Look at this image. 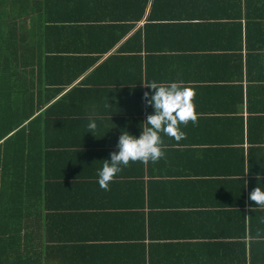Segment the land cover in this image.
<instances>
[{
  "label": "crops",
  "instance_id": "obj_1",
  "mask_svg": "<svg viewBox=\"0 0 264 264\" xmlns=\"http://www.w3.org/2000/svg\"><path fill=\"white\" fill-rule=\"evenodd\" d=\"M27 2H41V20L33 19L37 23L30 29L43 50L42 95L76 105L68 120L74 125L43 131L59 134L48 143L69 150L62 154L74 166H95L104 152L116 151L121 129L139 135L140 123L152 112L142 99L149 91L143 83L182 81L194 93L195 123L181 126L184 138L162 136L164 156L145 168L142 179L141 166L131 163L110 183L108 197L96 196L102 220H110L111 211L126 208L116 189L128 186L134 170L138 179L132 181L142 180L151 196L154 216L148 226L65 225L68 214L80 212L79 202L56 199L59 189L43 190V198L52 200L45 211L65 214V223L47 231L50 239L61 233L59 246L95 250L89 255L79 250L91 264H126L128 258L141 264H242L244 254L249 261L259 253L264 239L251 238L250 230L264 226V208H255L249 193L257 187V174L264 184V0ZM91 119L97 123L94 136L87 133ZM60 164L48 165L45 175H54L50 185L72 186ZM252 243L259 246L252 249Z\"/></svg>",
  "mask_w": 264,
  "mask_h": 264
},
{
  "label": "trees",
  "instance_id": "obj_2",
  "mask_svg": "<svg viewBox=\"0 0 264 264\" xmlns=\"http://www.w3.org/2000/svg\"><path fill=\"white\" fill-rule=\"evenodd\" d=\"M39 6L41 2L30 4L27 0H0V264H91V261H83L79 250L88 255L96 254L95 250H88L85 246H59L61 233L52 235V240L47 235V231H53L51 225L56 227L65 223L62 219L65 214L60 216L58 213L51 215L46 212V209H51L48 205L52 200L43 198L42 191L50 193L59 189L57 192L60 191L61 195L56 199H61L63 195L61 201L70 197L79 202L80 212L68 214L71 219L65 225L83 226L82 228L113 223L130 227L148 226L149 220L152 221L154 216L151 196L142 180L141 183L132 181L138 179V174L132 170L128 186L116 189L119 197L126 200V208L123 211L113 210L109 213L110 220H102L105 214L97 204L96 196L103 193L108 197V190L97 184V169L101 167L103 160L109 158L110 153L104 152L95 166L90 162L74 166L70 157L62 154L69 150H65L64 146L48 143L51 137H57V140L61 137L59 134L47 135L43 129L55 128L58 131L70 128L74 121L70 124L69 115L75 114L76 105L69 104L65 97L59 102H52L51 99L56 96L42 95L43 50L41 40H37L34 34L36 32L33 28L30 29L37 23L33 19L38 17L41 20ZM251 8V4L245 7L249 13L252 12ZM32 11L33 16L29 18ZM243 29L244 26L241 25L240 30ZM243 44L249 48L250 39L243 36ZM37 48L41 53H37ZM166 159L169 160V157ZM50 161H54L55 165L62 163L58 167L64 173L68 171V177L71 175L70 179L75 184L68 186L53 182L50 185L54 175H45ZM136 164L141 166V179L145 176V168H153L151 161ZM66 193L70 195L67 196ZM140 207L141 212L138 211ZM56 211L53 209V212ZM135 226L132 233L140 240L141 230ZM250 233L255 234L251 235L253 239H264V226H259L256 230L251 228ZM57 237H60L58 242ZM242 238H246L245 232ZM143 239L145 235L142 234L141 240ZM253 244L252 249L261 245L259 253L251 256L249 261L244 254L243 260L247 263L242 264H264V242L256 246ZM130 262L141 264V261L134 258H128L126 264H131Z\"/></svg>",
  "mask_w": 264,
  "mask_h": 264
},
{
  "label": "clouds",
  "instance_id": "obj_3",
  "mask_svg": "<svg viewBox=\"0 0 264 264\" xmlns=\"http://www.w3.org/2000/svg\"><path fill=\"white\" fill-rule=\"evenodd\" d=\"M142 85L149 90L144 92L142 99L152 112L140 123L138 136L126 129L120 130L117 150L111 152L97 169V184L104 190H108L110 183L130 163L156 162L161 159L164 156L162 136L179 141L185 136L181 126H187L189 121L195 123L192 103L194 93L182 81H150ZM106 107L113 106L107 102ZM86 127L87 133L93 135L97 123L91 119ZM256 179L257 187L249 193V200L255 203V208H264V185L260 184L259 174ZM261 222H264V217H261Z\"/></svg>",
  "mask_w": 264,
  "mask_h": 264
}]
</instances>
